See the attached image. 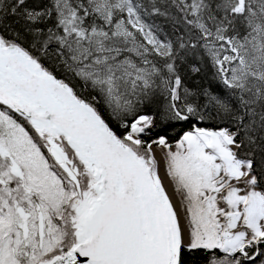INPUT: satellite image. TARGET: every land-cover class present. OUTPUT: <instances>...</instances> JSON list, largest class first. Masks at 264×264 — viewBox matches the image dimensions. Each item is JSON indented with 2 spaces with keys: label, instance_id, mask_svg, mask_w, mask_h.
I'll list each match as a JSON object with an SVG mask.
<instances>
[{
  "label": "snow or ice",
  "instance_id": "obj_1",
  "mask_svg": "<svg viewBox=\"0 0 264 264\" xmlns=\"http://www.w3.org/2000/svg\"><path fill=\"white\" fill-rule=\"evenodd\" d=\"M0 264H264V0H0Z\"/></svg>",
  "mask_w": 264,
  "mask_h": 264
},
{
  "label": "trees",
  "instance_id": "obj_2",
  "mask_svg": "<svg viewBox=\"0 0 264 264\" xmlns=\"http://www.w3.org/2000/svg\"><path fill=\"white\" fill-rule=\"evenodd\" d=\"M204 126H211V125H204Z\"/></svg>",
  "mask_w": 264,
  "mask_h": 264
},
{
  "label": "rangeland",
  "instance_id": "obj_3",
  "mask_svg": "<svg viewBox=\"0 0 264 264\" xmlns=\"http://www.w3.org/2000/svg\"><path fill=\"white\" fill-rule=\"evenodd\" d=\"M169 190H171V188H169Z\"/></svg>",
  "mask_w": 264,
  "mask_h": 264
}]
</instances>
